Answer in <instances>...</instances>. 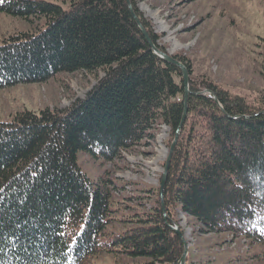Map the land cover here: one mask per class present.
<instances>
[{
  "label": "trees",
  "instance_id": "obj_1",
  "mask_svg": "<svg viewBox=\"0 0 264 264\" xmlns=\"http://www.w3.org/2000/svg\"><path fill=\"white\" fill-rule=\"evenodd\" d=\"M129 1L155 47L168 54L138 1ZM0 12L39 21L3 39L0 90L104 74L68 108L0 121V264H96L101 257L179 264L185 245L170 228L178 226L177 212L204 235L230 233L264 246V92L249 102L196 80L192 66L172 55L190 72V87L166 212L158 189L148 211L118 218L114 182L90 180L79 156L114 163L151 146L159 126L170 129V147L185 112L181 69L154 54L126 0H4Z\"/></svg>",
  "mask_w": 264,
  "mask_h": 264
},
{
  "label": "rangeland",
  "instance_id": "obj_2",
  "mask_svg": "<svg viewBox=\"0 0 264 264\" xmlns=\"http://www.w3.org/2000/svg\"><path fill=\"white\" fill-rule=\"evenodd\" d=\"M136 1L161 37L160 44L189 63L196 80L213 82L249 102L260 99L264 92V0ZM38 23L0 12V46L3 39L33 31ZM103 75L64 74L47 83L0 90V121L13 120L24 111L68 108L77 98H84ZM155 133L151 146L124 153L114 163L79 156V165L90 180L110 177L114 182L118 218L143 214L155 201L171 137L167 126H159ZM177 213V225L189 245L188 264H264L263 245L230 233L204 235L196 220ZM121 260L101 257L96 264H135Z\"/></svg>",
  "mask_w": 264,
  "mask_h": 264
},
{
  "label": "water",
  "instance_id": "obj_3",
  "mask_svg": "<svg viewBox=\"0 0 264 264\" xmlns=\"http://www.w3.org/2000/svg\"><path fill=\"white\" fill-rule=\"evenodd\" d=\"M128 2V5H129V11L130 13L132 14V17L134 19V21H136L137 25L140 26L141 28V31H142V34L144 35V37H146V40L147 42L149 43L150 45V48L153 50L154 54L160 59V60H163V61H166L168 63H170L171 65H175L177 67H179L183 73V82H184V85H185V93H184V97H185V103H184V116L182 118V123L180 124L178 130H177V133H176V138L175 140L173 141V143L171 144V148L169 150V153H168V156L166 158V165H165V168H164V173H163V176L161 178V182H160V195H161V198H162V209L164 210V214L166 212V209H165V206H164V194H165V188H166V182H167V177H168V169H169V165H170V162H171V157L174 153V150H175V146L177 144V141L179 139V131L182 129V127L184 126L185 124V120H186V117H187V114H188V95H189V80H190V72H188V70L186 69V67L180 62V61H177L176 59H173L172 58V54L168 53H163V52H160L156 47L155 45L153 44L151 38L149 37V35L147 34L146 30L144 29L143 25H141V22H140V19L138 18L137 14L134 13V10H133V7H132V4H131V1L129 0H126ZM213 96L215 99H216V96H214L213 94L211 95ZM167 216L164 215V219L166 220ZM170 228L175 232L177 233L183 240V243L185 245V253L184 255L182 256V260L180 261L179 264H186L187 263V255H188V249H189V245H187V241L185 240V236L184 234L180 231V228L178 226H170Z\"/></svg>",
  "mask_w": 264,
  "mask_h": 264
},
{
  "label": "bare ground",
  "instance_id": "obj_4",
  "mask_svg": "<svg viewBox=\"0 0 264 264\" xmlns=\"http://www.w3.org/2000/svg\"><path fill=\"white\" fill-rule=\"evenodd\" d=\"M143 10H146L145 8H143ZM148 11V10H147ZM170 135V134H169ZM132 209V208H131ZM236 238V237H235Z\"/></svg>",
  "mask_w": 264,
  "mask_h": 264
}]
</instances>
